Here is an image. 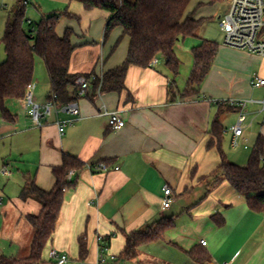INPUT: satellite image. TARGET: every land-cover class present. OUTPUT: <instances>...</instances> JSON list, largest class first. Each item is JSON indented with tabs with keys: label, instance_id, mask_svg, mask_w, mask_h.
Returning a JSON list of instances; mask_svg holds the SVG:
<instances>
[{
	"label": "crops",
	"instance_id": "crops-1",
	"mask_svg": "<svg viewBox=\"0 0 264 264\" xmlns=\"http://www.w3.org/2000/svg\"><path fill=\"white\" fill-rule=\"evenodd\" d=\"M192 1L186 14L202 23L196 36L183 39L176 46L180 60L178 75L173 74L162 56L147 68L130 66L126 88L122 92H101L94 99L87 95L78 99L81 116L63 135L57 120L70 118L68 113H52L45 119L43 127H37L25 111L28 109L22 100L7 102L17 120L8 122L0 114V155L3 166L9 170L6 175H13L17 169L23 183L4 205L0 238L3 236L18 245V258L29 255L35 232L26 216L38 214L42 209L36 199H20L25 174L35 176L38 186L50 191L56 183L53 167L60 166L63 155L69 153L80 158L85 166L78 173L71 170L74 171L71 182L75 183L65 191L53 239L44 258L49 259L50 250L55 248L59 253L69 255L66 264H97L101 254L115 256L106 264H264V211L251 210L245 197L226 180L215 181L213 173L221 159L217 147H209L213 139L211 128L217 118L224 128V136L226 132L231 133L233 145L231 127L234 124L226 127L224 123L227 111L233 110L239 115V110L222 103L225 100L247 101L244 108L247 119L237 145H242L244 152L234 156V160L230 155L232 162L246 165L245 160L249 161L252 152L249 151L248 136L253 137L252 147L260 135L264 137L261 104L264 86L251 85L254 75L264 77V57L217 42V56L199 92L185 97L183 94L195 64L193 49L204 40H210L204 36L207 24L214 20L216 11L219 15L222 13L218 11L220 2ZM55 2L63 8H54L51 12L68 10L79 17L64 15L61 20L64 18L72 24L71 21L76 20L79 26L85 23L79 31L75 26H69L74 30L71 40L75 46L71 73L79 77L89 76L92 72L104 75L124 63L130 38L122 36L123 28L120 27L105 40L109 12L86 10L75 0ZM26 16L37 23L28 12ZM46 16L43 14L42 19ZM5 59V53H1L0 64ZM38 64L35 59L34 95L42 105L49 98L51 84L49 76L46 77L47 90L38 92ZM106 110L121 111L126 120L125 127L112 130L109 116L104 114ZM14 146L22 155L23 151L33 153L36 167L27 170L14 167L7 158ZM101 162H106L109 169H99L97 164ZM115 166L120 168L114 169ZM166 184L173 190L174 202L169 209L163 210ZM215 215L224 218L223 225L215 223ZM169 217L174 218V226L167 232L165 240L142 245L136 259H124L126 233L143 230ZM82 237L87 245L85 258L80 257ZM106 237H110L109 242ZM201 239L208 242L206 246L201 245ZM108 243V249L103 251ZM167 246L177 252L173 251L176 260L164 258L160 249L167 251ZM193 251L205 253V262L193 258Z\"/></svg>",
	"mask_w": 264,
	"mask_h": 264
},
{
	"label": "trees",
	"instance_id": "trees-1",
	"mask_svg": "<svg viewBox=\"0 0 264 264\" xmlns=\"http://www.w3.org/2000/svg\"><path fill=\"white\" fill-rule=\"evenodd\" d=\"M86 10L100 9L109 12L104 38L107 40L116 27L123 28V35L130 38L129 50L124 63L106 72L102 78L92 80L85 96L94 99L101 92H122L130 66L150 67L155 59L162 56L174 75L179 74L180 60L176 53L177 44L188 37L196 36L202 20L187 15L191 0H75ZM210 4L223 0H208ZM27 5L16 0L12 15L6 21L5 31L0 45L4 44L6 59L0 64V114L3 119L14 123L15 114L7 106L9 100L20 101L28 86L33 82L35 59H43L51 84L52 94H56L58 105L78 100L77 74L70 72V62L75 46L72 44L74 30L68 27L60 36L57 26L66 15L75 17L68 10L56 11L34 23L26 16ZM120 42V41H118ZM219 44L213 40H204L193 49L195 64L189 77L184 96L196 95L200 85L207 77L217 56ZM88 77V76H87ZM230 107V106H229ZM220 108V113L223 112ZM213 139L209 147L216 146L220 154V164L214 171L216 182L226 180L245 197L253 211H264V137L259 136L254 144L246 165L232 162L223 150L224 128L219 119H215L211 128ZM85 163L78 157L65 153L60 166L53 167L56 178L52 190L40 188L35 176L25 174V184L20 199L38 200L42 209L38 214L26 216L35 232L30 245V253L18 258L0 252V264H57L44 258L45 250L53 239L57 218L62 208L67 188L75 183L67 179L69 171L80 172ZM218 226L224 224L221 215L214 216ZM174 226V218L148 225L143 230L126 233V245L122 252L124 259H136L139 247L155 241L165 240L167 232ZM108 242L110 237H106ZM109 245V243L107 244ZM87 255L85 237L80 239V257ZM193 258L205 262V253L191 252Z\"/></svg>",
	"mask_w": 264,
	"mask_h": 264
},
{
	"label": "built area",
	"instance_id": "built-area-1",
	"mask_svg": "<svg viewBox=\"0 0 264 264\" xmlns=\"http://www.w3.org/2000/svg\"><path fill=\"white\" fill-rule=\"evenodd\" d=\"M26 5L32 0H23ZM220 25L224 34V44L227 46L247 50L251 53L264 57V0H230L228 10L220 16ZM157 62L154 60L153 64ZM102 74L92 72L89 76H80L76 80L77 90L79 97L85 96L86 92L90 89L91 82L94 79L102 78ZM253 87L264 86V77L254 75L251 79ZM23 105L29 110L34 125L43 127L45 119L55 113L58 115L60 112H66L71 117L65 120H57L58 129L61 135L65 133L68 126L72 125L81 116L80 106L78 100L70 102L65 105H58L56 102V94H52L44 104H39L34 95V83L32 82L27 89L25 96L22 99ZM222 103L229 105L233 109L239 110V117L231 130L234 134L233 145H238V138L243 135V124L247 119V114L244 110L247 105L246 100L231 99L225 100ZM264 110V99L261 101ZM104 114L109 116L110 128L114 131L120 130L125 127L126 120L122 117L121 111H104ZM94 167V166H93ZM97 167L102 170H108L109 166L106 162L97 164ZM96 168V167H95ZM115 166L114 169H119ZM3 172L9 173L7 167H4ZM74 171H70L67 179L71 181ZM3 195L0 188V203L3 201ZM174 202V194L170 185L166 184L163 188V210H167ZM102 240V239H101ZM201 245L206 246L207 241L201 239ZM108 249V245L103 247V251ZM49 259L57 262V264H66L69 261L67 253H59L55 248L49 252ZM114 255L101 254L97 264H106L108 260H114ZM217 264H228L217 263Z\"/></svg>",
	"mask_w": 264,
	"mask_h": 264
},
{
	"label": "rangeland",
	"instance_id": "rangeland-1",
	"mask_svg": "<svg viewBox=\"0 0 264 264\" xmlns=\"http://www.w3.org/2000/svg\"><path fill=\"white\" fill-rule=\"evenodd\" d=\"M228 1L229 0H223L222 2H220L221 4L218 5V11H221V15H219V12L217 14V11L215 14V18L214 20L210 21L207 24L204 36L205 38H208L210 40L216 41L218 42L221 46L224 45V34L221 30V25H220V17L222 16L226 10L228 9ZM197 0H193L192 3H196ZM16 3V0H0V39H2L3 35H4V31H5V23H6V19L8 17V15H12V7L13 5ZM54 8H63L61 7V5H56L55 0H32L31 3H29L27 5V9H26V13L28 12V14L30 15V18H33V20L35 19L36 22H40V20L42 19L43 14L44 15H50L53 12H51L52 9ZM72 23H67L66 20L63 18L58 26V31L59 34H64L65 30L67 27L71 26H75L76 27V31L80 30V26H85V23H81V25L79 26V22H76V20H72ZM120 29V27H116L112 32H117ZM62 36V35H60ZM75 38H77V36H74ZM5 53V48H4V44L0 45V54ZM36 59L39 61L40 65L38 64V75L40 77L39 82L37 83L38 86V92H42L47 90V80L46 77H48V73L44 64V61L42 60V58L40 57H36ZM38 77V78H39ZM46 80V81H45ZM231 98V97H230ZM249 106V105H248ZM20 108V107H19ZM248 109V113H249V107H247ZM29 113V110H25ZM24 112V110H23ZM31 116V115H30ZM238 113L236 111L230 110L226 112V119H225V123L226 127H230L231 125L237 123L238 121ZM31 120V119H30ZM245 133L246 136H248L249 132H248V128L246 127L245 129ZM252 138L253 137H249L248 136V144L250 146L249 151L253 150L251 148H253L252 146ZM242 145L239 146H234L232 145V137H231V133L226 132V135L224 136L223 139V147L224 150L227 154V157L229 158V160H232V157L230 155L233 156V160H234V156H237L238 154L242 153V151L244 152L243 148H241ZM11 152V153H10ZM229 153V154H228ZM1 154V151H0ZM34 156L33 153H29L27 154V152L23 151V155L21 154V152L17 149L16 146H14L13 148H10V151L7 154V158L9 160H11L13 166H18L21 170H27V169H33L36 166L34 159H32ZM243 160V158H242ZM244 162V161H243ZM248 163V161L245 160L246 164ZM4 166L2 163V157L0 155V188L4 190V192L1 190L2 195H3V201L0 203V222L2 220V211L4 209V205L5 203H7L8 199L12 196L14 191L19 190V186H22V176H20V174L18 173L17 169H15L13 175L7 176L4 172ZM14 189V190H13ZM167 251L163 248L160 249V251L163 253L164 258L166 259H171L172 261L176 260V254H174L173 251H175L173 248H170L167 246ZM0 252L9 256H14L17 257L19 254V250H18V245L16 243L11 242V240L8 239H4L3 236H1L0 238ZM176 252V251H175ZM177 253V252H176Z\"/></svg>",
	"mask_w": 264,
	"mask_h": 264
}]
</instances>
